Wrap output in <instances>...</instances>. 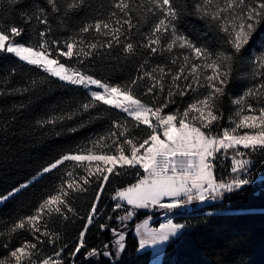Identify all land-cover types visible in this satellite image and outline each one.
<instances>
[{
	"label": "snow or ice",
	"instance_id": "obj_1",
	"mask_svg": "<svg viewBox=\"0 0 264 264\" xmlns=\"http://www.w3.org/2000/svg\"><path fill=\"white\" fill-rule=\"evenodd\" d=\"M7 2L14 9L24 0ZM44 2L47 7L33 4L20 10L22 24L32 28L28 43L16 39L25 34L24 26L7 21L0 24V54H11L65 85L83 88L86 99L70 111L38 120L37 124L55 127L84 114L103 118L100 114L108 109L124 115L113 119L105 132L65 152L32 178L38 182L64 166L59 184L31 214L4 223L0 237L8 239L0 244V264H65L66 245L54 249L53 255L46 254L43 246L57 244L59 233L52 225L68 220L69 213L76 215L74 200L90 189L96 195L87 223L69 251L73 260L78 254L85 259L99 255L86 245L88 225L98 212L100 193L110 178L129 169L136 170L139 178L117 190L113 197L118 201L113 210L130 206L129 217L137 209L157 205L172 209L194 199L223 196L250 183L242 177L252 164L245 157L254 153L264 156V50L251 58L252 86L230 98L233 108L227 118L223 109L241 53L264 25V0H108L107 5L99 7L92 0ZM82 13L84 20H78ZM185 16L204 20L221 34L222 45L213 48L181 31ZM57 31L68 35L58 37ZM114 53L126 61H137L136 74L123 83L107 82L76 66ZM0 83L9 84V77ZM40 84L41 80L33 78L25 87L0 89V95L23 94ZM225 119L226 126L220 123ZM76 130L69 128L71 132ZM220 156L231 159V182L215 178V161ZM28 187V183L21 184L0 196V203ZM166 197L170 202H163ZM183 227L169 224L158 237L155 233L148 235L151 241L167 240ZM21 232L31 239L12 246L11 238ZM123 240L120 235L116 241L121 251ZM148 242L142 240L141 247ZM103 255L110 254L105 251Z\"/></svg>",
	"mask_w": 264,
	"mask_h": 264
},
{
	"label": "trees",
	"instance_id": "obj_2",
	"mask_svg": "<svg viewBox=\"0 0 264 264\" xmlns=\"http://www.w3.org/2000/svg\"><path fill=\"white\" fill-rule=\"evenodd\" d=\"M92 2L99 7L107 5L108 0ZM33 4L47 7L44 0H24L23 4L16 5L13 9L7 0H0V24L7 21L24 26L25 34L16 38L23 43L30 41L32 28L22 24L19 13L22 8L27 10ZM84 18L82 13L78 20ZM73 23L77 21L74 20ZM180 29L213 48L218 49L222 45L221 34L195 16L183 17ZM56 35L63 38L68 33L57 31ZM260 50H264V25L257 30L241 53L240 63L227 89L228 98L223 109L226 118L233 108L230 98H235L252 86L254 81L250 61L260 54ZM76 66L107 82L123 83L136 74L137 61H126L122 55L114 53L111 57L105 56L86 65ZM13 69L15 74H12ZM5 76L9 77L10 83H0V89L10 91L12 87H25L33 78L41 80V84L37 89L23 94L0 95V196L7 195L31 180L27 189L21 190L0 205V231L5 230V222L10 224L31 214L42 198L53 191L54 185L59 184L64 166L45 174L38 182L32 180L44 166L78 145H85L90 138L105 132L113 119L124 115L117 110L108 109L107 113L100 114L103 118L93 119L89 114H84L55 127H40L38 120L70 111L85 100V90L65 85L20 62L11 54H0V81ZM143 99L147 101L148 97ZM104 107L106 106H101ZM92 112L95 113V110ZM80 121H83V126H80ZM220 123L226 126L227 119ZM71 127H76L77 130L71 132ZM248 158L253 167H261L264 172V156L254 153ZM224 159V165L219 160L215 161L214 175L217 181H231L234 178L230 170L231 159ZM135 171L129 169L120 176L111 177L100 193L98 212L85 234L88 249L97 250L99 255L85 259L84 255L78 254L73 260L69 251L76 245L79 234L87 223L86 217L96 195L92 189L74 200L76 215L69 213L68 220L52 225L53 230L59 233V239L55 246L44 245V252L54 254V249L66 245L63 256L65 264H149L151 251L140 250L136 227L142 220L150 217L154 218L153 224L159 226L171 216L176 223H183L186 228L167 243L162 264H264V177L255 178L241 189L224 192L223 196L209 197L207 202L201 204L194 199L172 209L151 206L150 209L135 210L129 217L127 212L131 210L130 206L113 210L118 202L113 197L118 189L136 182L139 177ZM184 199L186 198L183 197L182 200ZM122 217L127 218L121 219ZM101 225L107 227L101 229ZM120 235L124 236L122 251L116 244ZM7 239V236L0 237V244ZM28 239H31L28 233H18L11 238V245H18ZM2 251L0 248V252ZM105 251L110 255L104 256Z\"/></svg>",
	"mask_w": 264,
	"mask_h": 264
},
{
	"label": "rangeland",
	"instance_id": "obj_3",
	"mask_svg": "<svg viewBox=\"0 0 264 264\" xmlns=\"http://www.w3.org/2000/svg\"><path fill=\"white\" fill-rule=\"evenodd\" d=\"M245 158H248V157L246 156ZM218 160L222 165H224V162L226 159H224V156H220V158ZM230 165H231V162H230ZM242 177L248 178L251 182L255 178L264 177V172H263V169L261 167H253V164H251L248 173L246 175L242 174ZM30 182H31V180L27 183H30ZM218 182H221V181H218ZM222 182L227 183V182H231V181H222ZM115 194H116V192L114 193V196H115ZM182 198L183 197H181V199ZM208 200H209V198L204 200V201L199 200V202L201 204V203L207 202ZM163 202L168 203V202H170V199L166 197ZM2 203H0V205ZM150 208H151V206L149 208H146V209H150ZM137 210H139V209H137ZM153 220H154L153 217L146 218V219L142 220L136 227V233H137L139 240H140V250L141 251H145V250L151 251L149 264H162L165 246L170 241V239L175 238L176 236L181 234L186 227L183 223H176L171 216L165 222H162L159 226H155L153 224ZM169 224H182V225H184V227L182 229H180L176 235L173 236L170 234L169 238L167 240H160L157 238L155 241H151V237L148 235L149 233H155L158 237L159 234L162 232V230H166V228ZM142 240H146L149 242L145 243L143 245V247H141V241ZM46 254H47V252H46ZM50 255H53V254H50Z\"/></svg>",
	"mask_w": 264,
	"mask_h": 264
}]
</instances>
